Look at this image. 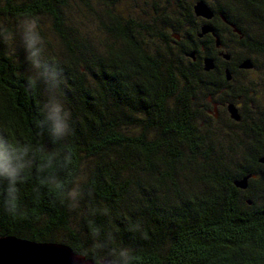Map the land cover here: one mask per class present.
<instances>
[{
    "label": "trees",
    "instance_id": "obj_1",
    "mask_svg": "<svg viewBox=\"0 0 264 264\" xmlns=\"http://www.w3.org/2000/svg\"><path fill=\"white\" fill-rule=\"evenodd\" d=\"M139 1L0 0V136L34 150L17 211L0 190V235L73 250L103 242L105 258L126 247L133 264H264V112L215 116L225 78L204 69L219 51L212 35L198 37L205 20L188 0ZM247 2L264 17V0ZM25 17L38 21L71 113L72 132L57 144L36 127L46 92L29 84L17 46ZM235 22L243 38H227L249 47ZM249 174L246 189L235 186ZM48 175L77 199L61 198Z\"/></svg>",
    "mask_w": 264,
    "mask_h": 264
},
{
    "label": "clouds",
    "instance_id": "obj_2",
    "mask_svg": "<svg viewBox=\"0 0 264 264\" xmlns=\"http://www.w3.org/2000/svg\"><path fill=\"white\" fill-rule=\"evenodd\" d=\"M20 47L32 75L29 84H42L46 96L43 106L38 109L36 127L53 144L63 142L72 132L71 113L57 92L59 71L55 64L43 58V41L38 31V21L25 17L17 23ZM49 158L44 164H52ZM34 164V150L29 143H20L0 136V190L6 207L15 212L19 209V182L26 176ZM46 182L58 190L61 198L74 202L79 193L76 189L66 190L55 175L45 177ZM105 243L94 246L92 250H73V264H104L103 249ZM107 255L110 264H133V255L126 247L110 249Z\"/></svg>",
    "mask_w": 264,
    "mask_h": 264
},
{
    "label": "flooded vegetation",
    "instance_id": "obj_3",
    "mask_svg": "<svg viewBox=\"0 0 264 264\" xmlns=\"http://www.w3.org/2000/svg\"><path fill=\"white\" fill-rule=\"evenodd\" d=\"M199 1L201 0L190 1L193 3L192 11L194 16L202 20H205V22H203L200 26L198 37H199V33L202 32L201 30L202 26L205 24H210L213 28V32H207L202 37L199 38H203L204 36L210 34L214 37L215 40L217 38L220 39V46H217L215 44V47L219 50L215 55V57L214 56H205V57L214 58L215 66L210 71H213L216 66H219L220 72L225 78V82L222 83L223 86L221 87L220 91L222 94L226 95V98H227V94H229L228 99L223 98V99H219L218 102H214L213 103L214 109L217 108L219 103L220 108L224 110L223 114H228L230 116L231 114L228 111V105L234 104L241 116L242 115L241 113L245 108L242 106L245 105L247 102H250L251 109L253 111L254 108L261 106V105L258 106V100H261L262 96H264V86H262L264 85V82H262V85L260 84L258 85V83H253V82L247 85L243 83L241 78L246 74L256 72L255 70L259 68L258 66L259 60L261 58H264V28L261 26V24L264 23V17L262 15L257 14L258 7L253 6L255 5L254 2L248 3L247 2L248 0H214V2L210 0L208 1L203 0L207 3L209 8L213 12V17L211 19H206L203 16H198L195 12V5ZM213 21L215 23L220 22L224 24L223 27L219 26L218 29L220 30L221 35L220 32H218V30L216 31V28L213 25ZM235 21H238L240 25H242L245 28L247 34L253 37L250 38L249 40V47L245 46L249 49L239 45L236 42L235 43L232 42L231 38L230 39L227 38V36L229 35L228 34L229 30L237 34L239 38H243V34H242L243 30L236 24ZM228 41L232 42L233 46L236 49L239 48L238 53H241L243 55L242 57L236 55L235 52H232L233 54H231L227 52V50H225L224 46L227 45ZM260 47H262V50L259 49ZM193 51L196 52V50ZM224 55L226 56L228 55L229 58L228 59L225 58ZM216 57H218L219 59L217 60ZM196 60H197V52H196ZM247 60L251 61L252 65L250 68L243 67L244 62ZM227 71L231 75L230 79L227 78ZM242 91H246L250 95H252L253 96L252 99L248 98L246 101L242 102L241 98L239 97V94Z\"/></svg>",
    "mask_w": 264,
    "mask_h": 264
},
{
    "label": "water",
    "instance_id": "obj_4",
    "mask_svg": "<svg viewBox=\"0 0 264 264\" xmlns=\"http://www.w3.org/2000/svg\"><path fill=\"white\" fill-rule=\"evenodd\" d=\"M195 12L198 16H203L206 19L213 17V12L203 0L195 5ZM202 32L199 37H202L207 32H213L210 24L202 26ZM216 45L220 46V39H216ZM193 61L196 60V52L191 51L187 54ZM229 58L228 55H224ZM205 71H210L215 66V60L212 57L203 59ZM251 61H245L243 67L250 68ZM227 78L231 75L227 71ZM228 111L231 118L235 121H240L241 116L234 104L228 105ZM259 162L264 164V155L259 158ZM254 174H249L234 182L235 186L240 189L248 187V181L254 177ZM0 264H73V249L63 243L56 242H36L33 240L23 239L12 235H0ZM91 264V261L88 262ZM104 264H110V258H106Z\"/></svg>",
    "mask_w": 264,
    "mask_h": 264
},
{
    "label": "rangeland",
    "instance_id": "obj_5",
    "mask_svg": "<svg viewBox=\"0 0 264 264\" xmlns=\"http://www.w3.org/2000/svg\"><path fill=\"white\" fill-rule=\"evenodd\" d=\"M189 2L191 1V0H188ZM192 1H194V0H192ZM208 1V0H207ZM210 1H212V2H214V0H210ZM141 4H142V6L144 7V5H145V3L143 2V1H139ZM41 28L44 30V32H46V33H48V34H50L49 33V30L47 29V28H45V26L44 25H42L41 26ZM16 30H17V28H15ZM38 29H39V27H38ZM8 37V36H7ZM17 42V41H16ZM7 43V42H6ZM56 42L55 41H53V46H55L56 47ZM20 45V43H18L17 42V46H19ZM224 48H225V50H227V52H229V53H231V54H233L232 52H235V54L236 55H238V56H243L241 53H238L239 52V48H235L234 46H233V43L232 42H230V41H228V43H227V45H225L224 46ZM22 56H24V52H23V50L21 49V57ZM258 66H259V68L257 69V70H255L256 72H254V73H250V74H246V75H244V76H242V81H243V83L244 84H251L252 82L253 83H258V85L260 84V85H262V82H264V58H261L260 60H259V62H258ZM262 86H264V85H262ZM229 98V94H227V99ZM243 104V103H242ZM261 105V106H260ZM258 106H260L259 108L261 109V111H263L264 112V96H262V98H261V100H258ZM242 107H245L244 109H243V111L244 112H247V111H252V109H251V105H250V102H247L245 105H243ZM220 104L218 103V106H217V108L216 109H214V114H215V116H217L218 114H219V112H220ZM219 116V115H218ZM106 259V258H105Z\"/></svg>",
    "mask_w": 264,
    "mask_h": 264
}]
</instances>
